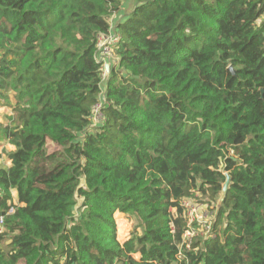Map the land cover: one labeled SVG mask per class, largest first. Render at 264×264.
Listing matches in <instances>:
<instances>
[{
  "label": "trees",
  "instance_id": "obj_1",
  "mask_svg": "<svg viewBox=\"0 0 264 264\" xmlns=\"http://www.w3.org/2000/svg\"><path fill=\"white\" fill-rule=\"evenodd\" d=\"M133 2L0 0V264H264V0Z\"/></svg>",
  "mask_w": 264,
  "mask_h": 264
},
{
  "label": "rangeland",
  "instance_id": "obj_2",
  "mask_svg": "<svg viewBox=\"0 0 264 264\" xmlns=\"http://www.w3.org/2000/svg\"><path fill=\"white\" fill-rule=\"evenodd\" d=\"M123 1H125V3L123 5L122 9L127 10V12L122 14V17H124L126 14L130 13L131 10L133 9V6H132L133 0H123ZM133 4H134V2H133ZM11 113H12L11 108L8 105H5L3 103V101L0 99V126H1V124H3L4 122L7 121L6 116L11 114ZM98 115H101V114L98 113ZM94 119H95V122H99V121L103 120V118L100 119L99 116H97V118L94 117ZM3 149L12 150L13 147L10 144L3 143L2 141H0V152H2V154H3ZM3 159L5 160V162L10 163L6 159L4 154H3ZM220 199L221 198L219 196V198L217 200L218 205L221 202ZM80 201H82V198L80 199ZM191 202L201 206V209L199 210L198 214H195L194 216L200 218L201 222H203L202 215H204V218L208 221V223L210 225V228H207L206 225L200 224L197 218L194 217L195 219L193 220V216H191L192 218L190 220H193L192 225H194L196 227V230L198 232L193 237L192 243H193L194 238H196L197 236H203L205 238L210 237V236H215L214 232L212 231V227H213V224L215 222V218H216L217 213H218V208H217L218 205L213 204L212 206H209V205H207L201 201H191ZM206 211H207V215H206ZM114 216H115L116 223H117V233L116 234H117V239L119 241L124 242L135 231H138V232L141 231V228L138 225L137 220L135 218L128 216V215H124L121 212H116ZM194 222H197V224L196 225L193 224ZM221 228H222V225L220 224L218 234L222 233ZM192 243H191V245H192Z\"/></svg>",
  "mask_w": 264,
  "mask_h": 264
},
{
  "label": "built area",
  "instance_id": "obj_3",
  "mask_svg": "<svg viewBox=\"0 0 264 264\" xmlns=\"http://www.w3.org/2000/svg\"><path fill=\"white\" fill-rule=\"evenodd\" d=\"M120 40H121V34L119 33V31L115 29L114 24L112 25L110 31L107 34H101L99 36L97 58H98V61L102 63L103 80H105L108 75L109 69L107 70V66H109V62L115 59V53H114L115 46L119 44ZM104 102L105 100L101 99L100 102L96 104V106L94 107V112H93L94 117L97 118V116H99L100 119L101 118L104 119V115L101 110L103 108ZM98 113H100L101 115H98ZM184 205L187 209V213L189 216V225H188L186 232L184 233V239H185L187 247L190 248L193 237L198 233L196 230V227L192 225V221L195 218H197L199 223L202 225H206L207 228H210V225L208 221L204 218V215H202L203 222H201L200 218L194 216L195 214H198L199 210L201 209L200 205L192 203L188 200L184 201ZM206 215H207V211H206ZM191 216H193V220H190L192 218ZM3 222H4V216L1 215L0 216V232H2L3 230V227H2Z\"/></svg>",
  "mask_w": 264,
  "mask_h": 264
},
{
  "label": "crops",
  "instance_id": "obj_4",
  "mask_svg": "<svg viewBox=\"0 0 264 264\" xmlns=\"http://www.w3.org/2000/svg\"><path fill=\"white\" fill-rule=\"evenodd\" d=\"M134 1V0H133ZM124 3H125V1H123V5H124ZM132 6H133V2H132ZM123 8V7H122ZM132 8V7H131ZM125 12H127V10H123L122 9V11H121V13H118V14H115V15H113L112 16V21L114 22V25L116 24V23H118V21L119 20H121L122 18H124V17H122V14H124ZM117 61V57L115 56V59L114 60H111V62H109V66H107V70H108V73H109V71H110V68H111V64H113V63H115ZM13 147V146H12ZM14 149V148H13ZM9 161V160H8ZM10 162V161H9ZM7 164H10V163H8V162H6ZM14 195H15V198H16V196H17V194L16 193H14Z\"/></svg>",
  "mask_w": 264,
  "mask_h": 264
},
{
  "label": "water",
  "instance_id": "obj_5",
  "mask_svg": "<svg viewBox=\"0 0 264 264\" xmlns=\"http://www.w3.org/2000/svg\"><path fill=\"white\" fill-rule=\"evenodd\" d=\"M230 69L232 70L233 73L235 72L232 65L230 66Z\"/></svg>",
  "mask_w": 264,
  "mask_h": 264
}]
</instances>
